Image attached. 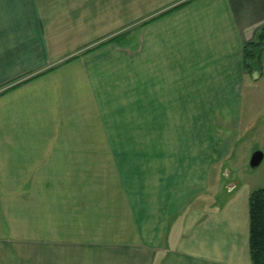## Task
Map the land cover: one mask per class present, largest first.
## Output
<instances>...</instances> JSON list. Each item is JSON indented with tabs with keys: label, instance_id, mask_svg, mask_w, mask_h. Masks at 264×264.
<instances>
[{
	"label": "crops",
	"instance_id": "1",
	"mask_svg": "<svg viewBox=\"0 0 264 264\" xmlns=\"http://www.w3.org/2000/svg\"><path fill=\"white\" fill-rule=\"evenodd\" d=\"M184 1L0 0V264H253L213 117L264 0Z\"/></svg>",
	"mask_w": 264,
	"mask_h": 264
},
{
	"label": "rangeland",
	"instance_id": "2",
	"mask_svg": "<svg viewBox=\"0 0 264 264\" xmlns=\"http://www.w3.org/2000/svg\"><path fill=\"white\" fill-rule=\"evenodd\" d=\"M261 59L260 76L248 71V82L238 95L236 108L220 110L213 117L216 135L213 140L217 145L221 138L223 144L233 138L231 152L219 164L218 179L226 184L227 189L235 184L249 185L252 190L264 186V158L256 167L250 163L254 151L264 152V51ZM200 121H204L203 117ZM106 123L110 128L111 121ZM120 125L121 133L142 136L157 129L168 132L173 128V121H120Z\"/></svg>",
	"mask_w": 264,
	"mask_h": 264
},
{
	"label": "trees",
	"instance_id": "3",
	"mask_svg": "<svg viewBox=\"0 0 264 264\" xmlns=\"http://www.w3.org/2000/svg\"><path fill=\"white\" fill-rule=\"evenodd\" d=\"M184 1L175 6H181ZM264 51V28L257 39L244 47L245 66L249 70L261 69ZM250 252L253 264H264V186L252 190L250 194Z\"/></svg>",
	"mask_w": 264,
	"mask_h": 264
},
{
	"label": "water",
	"instance_id": "4",
	"mask_svg": "<svg viewBox=\"0 0 264 264\" xmlns=\"http://www.w3.org/2000/svg\"><path fill=\"white\" fill-rule=\"evenodd\" d=\"M263 158H264V152L262 150H256L254 151L251 157L250 163L253 167H256L262 162Z\"/></svg>",
	"mask_w": 264,
	"mask_h": 264
}]
</instances>
